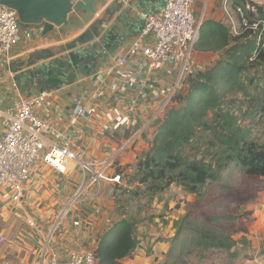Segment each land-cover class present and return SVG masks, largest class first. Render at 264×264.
Instances as JSON below:
<instances>
[{
	"label": "crops",
	"instance_id": "crops-1",
	"mask_svg": "<svg viewBox=\"0 0 264 264\" xmlns=\"http://www.w3.org/2000/svg\"><path fill=\"white\" fill-rule=\"evenodd\" d=\"M163 5L164 0H95V15L71 12L67 26L44 33L41 26L20 25L19 43L0 55V111L11 112L19 102L37 99L35 113L52 127L41 137L40 154L66 147L75 156L62 174L42 161L33 165L19 202L1 197L0 264H45L51 257L65 261L75 250L95 249L99 236L119 220L113 212L116 169H130L148 150L164 112L156 121L150 118L177 76L175 65L159 63L145 78L133 64L136 53L131 61L126 58L142 34L140 15L157 14ZM192 8L201 22L231 25L232 35L237 32L234 16L242 23L232 0H192ZM123 21L132 22V29H125ZM81 36L86 41L75 46ZM81 52L84 61L74 56ZM193 58L202 71L219 54L194 52ZM78 106L83 116L73 115ZM81 162L100 163L93 170L102 169L103 178L70 204L82 182ZM257 201L250 233L264 244V196ZM27 217L35 220V230L27 227ZM153 233L143 236L142 249L136 248L134 258L122 264H139L146 260L141 258L145 250L156 251L157 245L150 243Z\"/></svg>",
	"mask_w": 264,
	"mask_h": 264
},
{
	"label": "trees",
	"instance_id": "trees-1",
	"mask_svg": "<svg viewBox=\"0 0 264 264\" xmlns=\"http://www.w3.org/2000/svg\"><path fill=\"white\" fill-rule=\"evenodd\" d=\"M232 4L242 9L245 24L240 23L239 30L232 35L222 22H201L193 51L217 53L219 59L208 69L188 75L157 121L148 150L131 167V177L140 187L139 193L134 192L135 197L152 199L172 185L199 197L207 185L219 182L220 173L229 169L248 178H264V143L253 141L247 132H237L231 119L223 122L222 135L213 134L219 148L213 166L184 155L196 132L207 126L208 116L222 113L223 102L242 91L243 76L253 70L264 75V6L247 0H232ZM246 6L252 10H246ZM248 84L251 85V78ZM250 102L251 118L264 122V87ZM122 174V170L116 169L120 180L124 178ZM189 241L206 251H229L237 243L216 237L208 230H194ZM135 247L134 225L121 218L99 236L94 249L95 264H122Z\"/></svg>",
	"mask_w": 264,
	"mask_h": 264
},
{
	"label": "rangeland",
	"instance_id": "rangeland-1",
	"mask_svg": "<svg viewBox=\"0 0 264 264\" xmlns=\"http://www.w3.org/2000/svg\"><path fill=\"white\" fill-rule=\"evenodd\" d=\"M247 1L264 6V0ZM234 23L235 31L239 30L240 23L235 16ZM228 27L232 31V26ZM242 85L241 92L231 94L223 102L222 113L210 114L205 121L207 126L196 132L184 151L189 159L213 166L219 152L213 134L222 135L223 122L230 119L234 120L237 132H247L253 141L264 143V122L250 115V99L264 87V75L253 70L243 76ZM122 170L124 178L115 184L113 212L118 219L127 218L133 223L135 249H142L143 236L148 238L150 230L155 235L150 237V243L158 247L156 251L152 247L143 250L141 258L148 261L139 264H264L261 262L264 261L263 241L254 239L250 233L256 221L255 204L264 196V178H248L229 169L220 173L219 182L207 185L199 197L172 185L149 199L142 195L135 197L134 192L140 191V187L131 177V168ZM194 230H208L216 237L237 243L229 251H206L189 241ZM129 258L133 259L134 255Z\"/></svg>",
	"mask_w": 264,
	"mask_h": 264
},
{
	"label": "built area",
	"instance_id": "built-area-1",
	"mask_svg": "<svg viewBox=\"0 0 264 264\" xmlns=\"http://www.w3.org/2000/svg\"><path fill=\"white\" fill-rule=\"evenodd\" d=\"M249 9L248 6H246ZM252 10V9H251ZM236 12L242 17L239 7ZM144 22L141 37L134 43L130 55L137 60L133 63L138 67L141 76L148 78L159 63L175 65L177 76L174 84L161 105L160 110L150 118L156 121L165 112L175 94L183 86L188 75L200 70L196 68L193 58V46L197 41L201 20L194 15L192 0H164L162 10L157 14H141ZM245 24V20L242 19ZM20 23L15 11L0 5V55L8 53L20 41ZM126 62V61H124ZM37 99H28L15 105L11 112L0 111L3 130L0 134V199L8 196L12 202H19L25 191V183L31 167L42 161L58 173L65 171L67 161L75 159L73 152L66 147H53L45 154H40V141L44 133L51 130V124L38 116L34 107ZM75 116H83L84 110L78 106L72 112ZM100 163H80L82 182L75 190L70 204H74L82 196L84 190L103 178V171H94L93 167ZM90 173L88 183L86 174ZM115 176L113 181L119 182ZM25 223L30 230L37 228L33 218L27 217ZM4 242L0 238V243ZM94 249H78L73 251L65 261L54 257L47 259L45 264H95Z\"/></svg>",
	"mask_w": 264,
	"mask_h": 264
},
{
	"label": "water",
	"instance_id": "water-1",
	"mask_svg": "<svg viewBox=\"0 0 264 264\" xmlns=\"http://www.w3.org/2000/svg\"><path fill=\"white\" fill-rule=\"evenodd\" d=\"M94 2L95 0H0V5L15 11L20 25L41 26L46 33L53 27L67 26L71 12L83 11L95 15ZM122 23L128 31L132 29V22ZM85 41V36H81L74 45L80 46V42ZM104 41L105 36L102 39L103 43ZM74 56L84 61L82 52Z\"/></svg>",
	"mask_w": 264,
	"mask_h": 264
}]
</instances>
